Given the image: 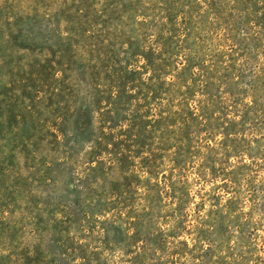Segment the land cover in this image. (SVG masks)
Listing matches in <instances>:
<instances>
[{"label":"rangeland","instance_id":"rangeland-1","mask_svg":"<svg viewBox=\"0 0 264 264\" xmlns=\"http://www.w3.org/2000/svg\"><path fill=\"white\" fill-rule=\"evenodd\" d=\"M0 264H264V0H0Z\"/></svg>","mask_w":264,"mask_h":264}]
</instances>
